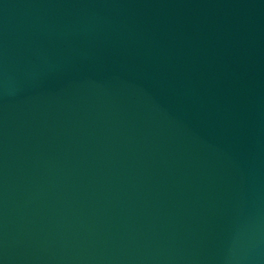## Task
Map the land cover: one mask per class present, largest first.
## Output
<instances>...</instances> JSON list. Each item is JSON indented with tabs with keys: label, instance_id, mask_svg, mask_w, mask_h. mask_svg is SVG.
Instances as JSON below:
<instances>
[{
	"label": "water",
	"instance_id": "1",
	"mask_svg": "<svg viewBox=\"0 0 264 264\" xmlns=\"http://www.w3.org/2000/svg\"><path fill=\"white\" fill-rule=\"evenodd\" d=\"M0 264H264V0H0Z\"/></svg>",
	"mask_w": 264,
	"mask_h": 264
}]
</instances>
